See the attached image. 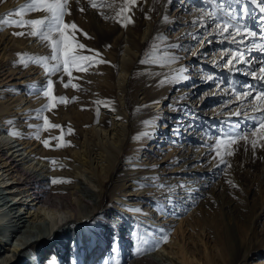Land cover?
Wrapping results in <instances>:
<instances>
[{
	"label": "rangeland",
	"instance_id": "374dc122",
	"mask_svg": "<svg viewBox=\"0 0 264 264\" xmlns=\"http://www.w3.org/2000/svg\"><path fill=\"white\" fill-rule=\"evenodd\" d=\"M94 2L96 8L89 0H80L79 5L76 0H69L71 15L65 20L74 21L79 29L87 32L92 39L77 32L79 42L98 50L101 55L97 59L110 63H98L87 73L74 70L72 83L77 88L63 87V83L69 80L66 73L46 71L42 64L34 62H29L27 68L16 63L20 59L18 53L28 54L25 59L28 56L50 57L51 49L37 38L13 35L18 31L27 33L30 31L27 26L0 25L3 28L0 31V108H5L7 122H13L8 123L11 131L27 136L30 145L34 143L30 148H35L39 157L51 156L48 163L51 168L62 165L61 170H67L65 179L71 181L53 185L49 180L43 185L58 197L61 191L80 182L77 179L74 182L71 174L83 169L84 177L98 186L93 190L100 198L90 205L88 213H84L88 214L84 223H78L75 217L76 225L60 237L73 235L77 225L79 229L98 226L94 229L95 235L107 228L113 237H117V231L121 237L120 230L128 227L132 246L127 250L122 246L121 249L133 256L139 247V259L149 256L162 264L163 255V260L169 258L167 264H171V260L172 264L179 263L176 257H167L168 253L162 250L163 247L169 251L176 249L170 243L177 241L189 248V254L195 256L197 264H211V260L212 264H227L232 257L229 264H264V149L258 148L253 157L251 149L245 153L243 142H240L234 155L225 157L231 167L222 174L220 168L215 167L216 161L211 159L209 148L202 143L204 134L218 133L222 126L225 117L219 113L228 111L224 105V101L230 99L228 89L232 86L240 89L242 85L255 83L243 74L247 70L243 65L239 66L240 71L232 73L216 66L223 62L221 49L234 48L235 45L229 41L220 43L222 37L214 34L204 36L202 46H197L193 39L192 34L199 36L208 32L203 24L211 23L207 13L214 10L216 4L213 0H171L170 5L167 0H138L136 6H131V12L118 16L124 0ZM245 2L248 8L246 23L259 32L264 21V13L259 9L264 3L261 0L256 3L239 0V4ZM26 3L28 0H0V17L9 21L21 19L15 12ZM228 3L239 8L237 0H228ZM108 4L112 7H107ZM80 7L84 12L79 11ZM145 14L151 19H146ZM43 15L32 12L23 19H38ZM126 15L135 21L127 28L120 23ZM165 15L169 18L167 22L163 20ZM192 21H201V24H192ZM176 43L182 47H166ZM188 49L196 55L189 54ZM167 53L180 58L171 68L161 67L166 64ZM258 55L253 51V57ZM141 59L147 63L141 64ZM47 63L49 68L54 64L50 59ZM180 67L187 69L184 75H190L188 80L181 78L169 85H159L164 74L171 76ZM208 75L213 76V81H205L204 77ZM48 79L53 81L52 94L57 97V103L55 107L45 108L51 104L42 94ZM217 80L222 83L217 85L214 83ZM213 92L217 94L213 95ZM59 97H66L67 103H60ZM153 101H159V104L144 107L152 105ZM235 106L236 102L230 105ZM45 116L49 125L61 127L45 129ZM232 120H240L247 127L239 117L233 116ZM144 121H151V124L146 125ZM113 122L116 127L124 129L123 133L114 131L119 138L113 140H120L114 145L110 140L115 128ZM102 129L108 131L107 135ZM177 129L179 136L175 135ZM37 132L39 140L34 138ZM44 140L49 141V147L44 146ZM69 142L70 146L57 147L59 143ZM208 143L214 142L209 139ZM80 157L85 158L84 164L79 165ZM137 163L140 166H136ZM103 165L109 168V172H101ZM57 170L53 169L50 179H58L54 174ZM103 177L107 179L100 185ZM150 177L157 179L151 181ZM229 180L236 187L229 185ZM161 183L171 186L173 191L168 193L159 189L157 186ZM181 183L188 187L177 188ZM78 185L77 188L90 190L86 182ZM168 194L174 197V204H166L164 197ZM122 199L127 200L125 207L120 205ZM134 208L142 211H129ZM162 235L167 236L166 241L161 239ZM57 239L51 241L50 246ZM17 241L10 240L5 246L0 240V251H12L11 245ZM39 243L30 244L26 250L35 258L37 249L41 248ZM113 244L106 248V254H114L110 251ZM21 257L27 259L24 255ZM48 260L44 262L48 263Z\"/></svg>",
	"mask_w": 264,
	"mask_h": 264
},
{
	"label": "snow or ice",
	"instance_id": "6c2138e0",
	"mask_svg": "<svg viewBox=\"0 0 264 264\" xmlns=\"http://www.w3.org/2000/svg\"><path fill=\"white\" fill-rule=\"evenodd\" d=\"M169 5L171 0H167ZM216 4V8L207 13L208 20L210 24H203L204 28L208 29L207 33H201L199 36L192 34L193 39L197 41V46H202L204 43L203 37L206 35H219L222 37L220 43L229 41L232 45H235L234 48L221 49L220 56L223 60L222 63H218L216 66L220 68L227 69L230 73L240 71V65H243L247 70L243 73L251 77L255 83L242 85L240 89L232 86L228 89V95L230 96L229 100L224 101L225 107H228V111L220 112V116H224L225 119L221 121L222 126L219 128L218 133L210 131L208 134L202 136V143L204 146L209 148V154L211 159L216 161L215 167L220 168L221 173L223 174L226 168H230L231 164L225 159L226 156H233L236 149L239 147L240 142H243L244 152L247 153L249 148L252 151L253 157H255L256 150L258 148L264 149V21H262L261 28L259 32L251 29L247 23L248 8L247 2L239 4V8L236 9L233 5L228 3V0H213ZM257 0H252V3H256ZM264 3V0H261ZM76 3L79 5L80 0H76ZM89 3L93 8L97 7V4L94 0H89ZM138 0H124V6L121 7L120 12L117 13L119 16L123 12H131V6H136ZM107 7L111 8L112 5L108 4ZM260 12L264 13V7H260ZM80 12H84V8H79ZM32 12H41L44 15L38 19H23L29 13ZM8 15H12L9 13ZM15 15L20 16L19 20H5L0 17V25H15L16 27L27 26L30 28V31L25 33L24 31L14 32L13 35L18 37H32L37 38L42 42L46 47L51 49V56H43L39 58L28 56L25 59V56L28 54H17L20 56L19 61L16 63L23 64L25 68L29 66V62H34L36 64H42L46 71L50 72H60L62 74L66 73L69 77L67 83H63V75L61 76V82L63 83L64 88L71 86L72 88H77L76 84L72 83V74L73 71H79L82 73H87L90 68L96 64L110 63L105 61L100 57V52L96 49L88 48L84 43H80L77 39L76 33H81L84 37L92 39L87 32H84L83 29H79L78 25L73 22H67L65 20L66 16L71 15V9L69 6V0H28V3L23 5L20 9L15 12ZM107 18V17H106ZM146 19H151L150 16L145 14ZM168 16L165 15L163 20L167 22ZM243 21V23H241ZM123 27L127 28L129 24H134L135 21L131 18L130 15H126L120 21ZM192 24L200 25L201 21H192ZM3 28L0 27V31ZM167 40V37H165ZM212 41H209L211 43ZM108 47H111L108 45ZM169 49H176L182 47L181 44H169L166 45ZM253 51L258 52L260 55L253 57ZM85 52L91 54H84ZM187 52L191 55H196L191 49H188ZM166 64H162L161 67L171 66L178 62L179 57L172 55L171 53L166 54ZM224 56H227V59H223ZM54 62L51 68L47 61ZM141 64L147 63L146 60L141 59ZM253 65H256L255 67ZM187 71L185 67H180L175 70V73L171 76L164 74L163 78L159 80V85H169L175 80L184 79L188 80L190 75H184ZM205 81H213V76L208 75L204 77ZM214 83L219 85L222 81L217 80ZM33 88L36 86L33 85ZM53 81L51 79L47 80L46 85L42 90L43 96L49 98L51 101L50 105H45V108L55 107L57 103V97L52 94ZM13 91H18V89H13ZM216 95V92L212 93ZM60 103H67L66 97H59ZM236 102L235 107H230V105ZM159 101H153L152 105H145L144 107L157 106ZM114 110V109H113ZM43 111V109L41 110ZM239 117L247 124V127H244L240 120H232V117ZM118 119H120L118 117ZM98 122V121H97ZM7 123L12 124V121ZM146 125H150L151 121H144ZM58 128L60 125L51 124L49 125L48 117L43 118V127L47 129L48 127ZM29 127H34L29 125ZM215 128V126H214ZM72 130L69 129V132ZM180 131L177 129L175 135L179 136ZM10 135L13 137H22V133L16 130H13ZM145 136L149 133H144ZM35 139L39 140V132L36 133ZM134 139H139V137H134ZM211 139L214 143L209 144L208 141ZM44 146L49 147V141H43ZM70 146L69 143H59L57 147H67ZM235 146V147H234ZM214 153V154H213ZM218 158V160H217ZM171 163V162H170ZM178 163V162H177ZM155 167V166H153ZM151 181H155L156 177H150ZM50 183L60 184V183H71L70 180L65 178H52ZM228 184L233 185L231 180L228 181ZM157 186V185H153ZM161 190H167L168 193H171L173 189L169 185L163 183L157 186ZM179 189H185L188 187L186 184L181 183L176 186ZM166 204H174V197L171 194H168L164 197ZM167 210V209H166ZM131 212H141L139 208L129 209ZM163 232V229L160 230ZM161 239L166 241L167 236L162 235ZM147 243V241H144ZM137 254H139V247L137 248ZM50 264H56V261L53 260ZM75 264V262H74Z\"/></svg>",
	"mask_w": 264,
	"mask_h": 264
},
{
	"label": "bare ground",
	"instance_id": "6f19581e",
	"mask_svg": "<svg viewBox=\"0 0 264 264\" xmlns=\"http://www.w3.org/2000/svg\"><path fill=\"white\" fill-rule=\"evenodd\" d=\"M124 77H126V75H124ZM120 97L121 99L123 98L122 94H120ZM124 103L123 100L122 104ZM100 121L102 122L103 120ZM114 122L113 127L115 128L112 130L113 137H110V140L115 139V137L119 138L117 132L123 133L124 130L121 126H119V128L116 127L117 124ZM116 128L118 129L116 130ZM11 129L5 117V108H0V240L5 246L9 245L10 240L12 242L14 239L18 240L14 245L10 244L13 248L12 251L10 249V251H4L3 253L0 251L1 264H18L17 262L20 264H50L55 258L56 264H61L59 260H62V264H74V262L75 264H79L77 257L75 258L76 252H73V247L71 245V243L76 240L78 243H81L80 248H82V251L79 252L81 255L80 258L81 260L85 258L88 261L87 264H103L111 257L114 259L123 255L124 260H122L121 264H161L160 261H157V259L153 257L147 256L146 258L139 259L140 254L136 253L132 256L127 253V251L123 252L121 249L122 246H124L126 250L132 246V242L127 234L128 227L120 230L121 237L118 236V231L117 237L116 235L113 237L111 235L112 232L108 231L107 228L101 231V237V232L95 235L94 229L98 226L91 225L86 229L85 227L87 226H82L79 229L77 225V230L73 232V235L67 234L60 237L63 233H67V231L70 230L69 228L76 225L73 220L75 217L78 223H84L88 215L84 213H88L90 211V205L100 198L93 190V188L98 186L94 184L93 180L84 177L85 170L83 171L82 169L79 170V172L72 173L71 179L73 181L76 179L80 180L78 183L80 185H85L86 182L90 190L85 191L82 188H77L78 184L75 183L69 190H63L60 192V196L55 197L54 194L47 191L48 186L43 185V183H49L54 168L58 169L54 173L55 177L58 179L67 178L65 177L67 170H61L63 166L60 164L51 168V164L48 165L49 161L52 159L51 156L45 158L47 161L39 157L36 154L35 148H30L32 145L34 146V143L30 145V141H27L28 137L24 135H22L23 139L21 137H13L10 135L12 132ZM102 131H106L104 135H107V130L102 129ZM109 135L111 136V132ZM119 141V139L114 141L113 145ZM84 157H80V160L78 159L79 165L86 162ZM136 166H140V164L137 163ZM101 168V172L104 170H108L109 172L108 167L103 165ZM134 170H136V168ZM105 179H107V177H103V180L99 181L100 185L105 183ZM93 197H96V199H93ZM126 204V199L120 201V205H123V207H125ZM89 235L91 237L90 241H88ZM56 238H58L57 242L50 246L49 243L56 240ZM39 241L38 247L41 248L37 249L36 262L31 263V261L27 259L24 260L21 257L23 256L21 255L22 252H20L22 248L25 247L24 250H27L30 244H37ZM63 243L67 245H63ZM112 243H114V246L110 251L114 252V254H106V248L108 249ZM47 244H49V247L44 248ZM170 246L173 248L176 247V249L169 251L167 248L163 247L162 250L168 253H166L167 257L169 255L176 257L179 263L174 262L175 264L199 263L195 256L189 254L190 251L187 246H183L177 241L170 243ZM50 249L52 255H54L52 256L53 260H48V263H45L42 259V254L45 250L48 252ZM98 249L103 251V256H99L98 260H96L97 258L94 257V254ZM5 250L7 249L5 248ZM249 252H251V250H249ZM82 254H84L83 259ZM245 255H248L247 251ZM163 257L164 256L161 255V262L167 264L166 260L169 258L163 260ZM232 259L230 258L227 264H229ZM212 262L213 260L210 261L211 264ZM172 263L171 260V264Z\"/></svg>",
	"mask_w": 264,
	"mask_h": 264
}]
</instances>
